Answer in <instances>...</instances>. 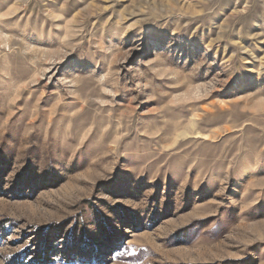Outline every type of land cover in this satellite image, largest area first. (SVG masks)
<instances>
[{"label": "rangeland", "instance_id": "rangeland-1", "mask_svg": "<svg viewBox=\"0 0 264 264\" xmlns=\"http://www.w3.org/2000/svg\"><path fill=\"white\" fill-rule=\"evenodd\" d=\"M0 264H264V0H0Z\"/></svg>", "mask_w": 264, "mask_h": 264}]
</instances>
